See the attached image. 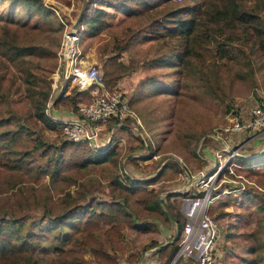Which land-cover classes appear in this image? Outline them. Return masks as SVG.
Masks as SVG:
<instances>
[{
    "label": "rangeland",
    "instance_id": "1",
    "mask_svg": "<svg viewBox=\"0 0 264 264\" xmlns=\"http://www.w3.org/2000/svg\"><path fill=\"white\" fill-rule=\"evenodd\" d=\"M38 1L46 8L0 0V242L25 244L22 250L5 253L0 264H120L121 259L136 264L154 240L146 242L147 236L126 219L164 220L173 235L177 227L166 221L164 205L171 204L184 223L183 197L202 195L206 189H211L213 197L208 211L218 225L213 249L216 264H264V130L224 128L229 116L244 118L253 105L264 103V48L260 45L264 0H130L132 10L128 12L102 4L105 12L98 22L100 29L86 28L85 17L97 4L90 0L81 19L79 47L85 60L99 69L112 55L129 65L107 87L127 96L142 131L132 125L135 121L125 118L129 124L118 127L107 145L113 153L105 154L107 146L82 144L93 159L86 161L83 154L78 160L66 150L59 164L48 155H54L67 138L59 124L47 126L34 114V103L46 95L48 117L76 110L80 97L76 86L63 82L56 72L63 57V30L85 2L31 3ZM187 3L200 6L195 13L198 26L211 33L201 32L193 44L197 52L189 57L187 72L176 73L173 66L172 75L164 76L166 81L177 82L173 85L180 86L178 93H159L149 81L139 92L141 78L148 73L162 76L164 71L163 66L147 67V61L170 48L172 37L159 35L155 22L167 17L174 6ZM216 9L226 12L218 16ZM246 13L258 18L246 19ZM222 41L230 52L222 54L217 49ZM15 45L23 47L19 56H14ZM238 154L253 159L238 161ZM218 163L223 165L221 172L208 179ZM57 165L59 171L54 173ZM184 168L186 178L191 173L197 178L202 170L198 179L206 184L183 187ZM178 172L181 178H176ZM151 177L155 179L147 185L163 205L157 211L145 209L130 189L138 184L135 178ZM178 180L181 191H171ZM99 198L117 199L131 212L112 222L100 217L86 220L84 205L98 211L94 201ZM70 210L67 215L76 219V227L59 221ZM34 218L42 223L35 229V246L27 248L24 239L33 238ZM178 240H173L176 245ZM181 262L192 264L189 259ZM160 263L168 262L161 257Z\"/></svg>",
    "mask_w": 264,
    "mask_h": 264
},
{
    "label": "built area",
    "instance_id": "2",
    "mask_svg": "<svg viewBox=\"0 0 264 264\" xmlns=\"http://www.w3.org/2000/svg\"><path fill=\"white\" fill-rule=\"evenodd\" d=\"M66 28L67 26L63 30V45H61L60 56H63L61 67L60 69L58 67L56 76L63 82L69 81L75 85L78 91L88 90L90 99L79 100L73 114L51 117L59 123L62 134L74 141H86L92 146L104 147L116 136L114 133L118 127L129 124L125 122L127 116L135 117L132 122L136 123L132 125H136L135 127L142 131L140 119L130 107L127 96L118 89L107 87L99 67L83 57L79 47L80 31L70 34ZM113 119L115 123L111 122ZM224 128L250 132L263 131L264 103L253 105L248 116L244 118L237 115L229 116V122ZM221 154L219 153L218 156ZM231 155L228 154V156ZM222 167L220 163L213 166L208 179L217 178ZM186 172L184 168L183 187L187 188L194 183L202 188L206 184L207 181L198 179L203 174L202 170L197 178L192 173L186 178ZM202 193L204 194L194 193V195L183 197L182 212L185 221L180 228L177 249L167 264H178L181 260L187 259L192 264H216V253L213 249L218 236V225L215 217L208 211L213 197L211 189H206Z\"/></svg>",
    "mask_w": 264,
    "mask_h": 264
},
{
    "label": "trees",
    "instance_id": "3",
    "mask_svg": "<svg viewBox=\"0 0 264 264\" xmlns=\"http://www.w3.org/2000/svg\"><path fill=\"white\" fill-rule=\"evenodd\" d=\"M22 2L25 6L29 7V8H34L37 10H41L42 8H46L45 5H43V3L41 2H36L35 4L31 3V0H17ZM130 0H95V3H97L96 5H94L95 7L92 9V11L90 13H88L85 17V25L86 28L89 26L94 25L97 29H100L99 23L100 20L102 19V15L105 12V9L101 6L102 4L104 5H108L110 7H113L119 11H124V12H128L132 10V5L129 2ZM200 9V6L197 3H193V4H184L181 6H177V7H173L172 11L169 12V15L166 18H170L167 20H172L171 23H168V21H164L161 20L160 22H155V24H158V26L156 27V32H158L159 35H169L172 37L171 41H170V48L168 50V52H163L158 55V57L152 59V60H148L147 64L149 68L152 67H161L163 66V74L161 76L160 73H157L156 75L152 74V73H148L146 74L143 78L140 79L139 81V92L142 91L144 85L149 81L150 82V86H156V88H159L158 90L155 91H159V93H178L180 86H174L173 84H176L177 82H174L172 79L166 81L165 79L170 77L172 74V70H173V66H174V70L176 73H182L188 71V59L189 57H191L194 53H196L197 51H195L196 49L194 48L193 44L195 43V41H199L200 37H201V32L205 31L207 33H211L210 30H203L198 26V21L196 18V12H198V10ZM226 11L222 10V9H216L215 10V14L218 16H222L220 14L225 13ZM247 15H245V17H247L246 19H253L256 20L258 18V16L256 14L253 13H246ZM85 25H84V29H85ZM162 29V31H158L159 29ZM89 29V28H88ZM206 33V34H207ZM220 34V33H219ZM260 45H262V47L264 48V38L260 39ZM217 49L219 51L222 52V54H225L227 52H230V50L227 49V47L224 44V41L222 42H218L217 44ZM23 47L19 46V45H15V52H14V56H19L21 54V52L23 51L22 49ZM152 61H156L155 64H152ZM129 65L125 64L122 61H117L116 60V55H112L109 56L103 63H102V68L101 71L103 73V80H104V84L110 85L112 83H114L118 77H121V75L126 72L129 69ZM169 68V69H168ZM164 76H167L166 78H164ZM62 95L58 96V100L59 98H61ZM77 96H80L77 99V102L79 100H84L87 101L90 99V93L88 90H82V91H78ZM141 95L139 94L136 99H138ZM45 99H46V95H42L41 98H35V103H34V114L47 126H58V122L53 120L51 117H48L44 111V104H45ZM76 102V101H75ZM76 107H77V103H76ZM127 120H135V117H131V116H127L126 117ZM141 122V121H140ZM4 134V133H1ZM88 145L89 144L86 141H74L71 139H65L64 141H62V143L56 148V152L54 153V155H48V159H54V164H59L62 163L65 160V152L66 150H68L69 152H71V156H78L76 159H80V157L84 154V157L86 158V161L93 159V157L88 156L87 154H89V148L86 147H81V145ZM90 147V146H89ZM46 150L48 151L49 149L46 148ZM105 154L108 153H113V149H109V147H105L104 148ZM53 154V153H52ZM239 155V154H238ZM87 156V157H86ZM70 157L67 156V159H69ZM252 157L248 156V155H239L237 157L238 161H252ZM84 160V158L82 159V161ZM71 161V160H68ZM85 161V160H84ZM72 162V161H71ZM240 163V162H239ZM83 164V163H82ZM58 165L53 168V172L57 173L58 170ZM155 178L151 177V178H142V179H138L135 178V181L138 183L135 186H132L130 189L135 192V194H137L138 196V202L147 210L149 211H157V204H158V200L157 198H155V196L153 197V187H151L150 185H147L148 183H152L153 180ZM203 191H201L200 193H202ZM173 194L172 192H169L168 195ZM94 204L97 205V207H99V210L96 211L93 205H84V210L85 212H88V215L85 217L86 220H96L97 218H103L105 220H107L108 222H112L114 220H117L118 218H124L128 216V213H130L131 211L129 209L128 212L123 209L122 207V203L120 201H118L117 199H104V198H99L96 199L94 201ZM71 212L67 211L66 215ZM171 215L173 216V218L175 219V224L176 227L181 228L182 224H183V220L180 219L179 214H175L171 212ZM71 215H67L66 218L64 217V215L62 214L60 216L59 221H65L67 222L70 226L72 227H76L78 226L76 223V219H69ZM78 218V217H77ZM167 220H170V218L168 216H166ZM5 220V219H4ZM11 224H16V221H13L14 219H9ZM39 219L34 218V225H31V230H30V234L31 237L33 238H27L24 239V241L27 243L26 247H34L36 242V238H35V234H36V230L39 227H41V223L42 221H38ZM127 222L130 225H134L135 227H137L139 230H146L147 228H151L153 225V222H137V221H133L132 217L127 218L126 219ZM3 227V222L0 223V230ZM58 237L60 238V235H58ZM178 244L176 245V241H168L166 244L161 245L158 248V253L160 254V257L163 258V261H167L169 262V259H171L177 249ZM25 247V244L20 242H5L2 243L0 242V258L3 257V255L5 253L8 252H13L15 250H22L21 248ZM171 257V258H170ZM33 263H35V260L32 261ZM161 264V263H160Z\"/></svg>",
    "mask_w": 264,
    "mask_h": 264
},
{
    "label": "crops",
    "instance_id": "4",
    "mask_svg": "<svg viewBox=\"0 0 264 264\" xmlns=\"http://www.w3.org/2000/svg\"><path fill=\"white\" fill-rule=\"evenodd\" d=\"M176 178H181L179 176V172L177 173ZM178 181H179V183H177V185L175 186L176 188L171 189V191H174V192L177 190L180 191L179 188L181 185H183V183L181 184V180H178ZM182 182H183V180H182ZM179 184H181V185L178 186ZM167 191L168 190H166V192ZM169 192L170 191H168L167 194ZM168 196L172 197V195H168ZM161 206H163V205H162L161 201L158 200L157 210L161 209ZM164 210L166 212V216H168L170 218V220L166 219V221H168L170 226L174 227V229H175V227H176L175 219L171 215V212L173 213V211H174V207H172L171 204L164 205ZM181 212H182V209H181ZM182 214H183V212H182ZM154 220H155V222H153V225L151 228H147L146 230H141L143 232V234H145V236H147L145 238L146 242H149L151 240H154V242L152 245H149L147 248H145V250L141 253L136 264H159L161 261V257H160V254L158 253V248L161 245L166 244L165 242L169 241L170 238L172 237V230L169 233L170 227L165 226V223L163 222L164 220H158L157 218H155ZM119 263L120 264H130V263H126L124 259H121V261ZM178 264H183V263L180 261Z\"/></svg>",
    "mask_w": 264,
    "mask_h": 264
},
{
    "label": "water",
    "instance_id": "5",
    "mask_svg": "<svg viewBox=\"0 0 264 264\" xmlns=\"http://www.w3.org/2000/svg\"><path fill=\"white\" fill-rule=\"evenodd\" d=\"M89 1L90 0H84L85 4L83 5L82 9H80L79 12H77L75 17L71 18V21H70L69 25H67V28H66V31L68 33L73 34V33H78L80 31L79 29H80V25H81V19L86 14V8L89 4ZM179 233H180V228L177 227L175 233L172 235V237L170 238L169 241H173L175 239H178ZM167 242H165V243H167Z\"/></svg>",
    "mask_w": 264,
    "mask_h": 264
}]
</instances>
